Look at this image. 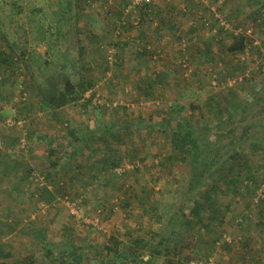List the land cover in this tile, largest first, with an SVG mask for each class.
I'll return each mask as SVG.
<instances>
[{
  "label": "rangeland",
  "instance_id": "374dc122",
  "mask_svg": "<svg viewBox=\"0 0 264 264\" xmlns=\"http://www.w3.org/2000/svg\"><path fill=\"white\" fill-rule=\"evenodd\" d=\"M135 1L0 0V120L21 119L29 137L43 135L53 118L52 101L69 92V102L75 100L87 119L94 118L93 108L120 112L112 123H104L111 115L103 118L99 134L97 123H88L89 135H129L121 163L96 170L93 159L87 169L78 168L85 184L79 194L68 193L82 203L81 216L71 214V205L60 196L71 216L67 223L75 225V241L71 232L60 241L53 234L51 242L44 241L46 235L37 242L30 237L38 249L34 261L105 264L106 257L120 261L119 255L138 250L141 264H188L198 255L212 256L216 244L218 264H264V0ZM141 2L155 9L149 22L144 28H124L122 17L137 21ZM220 13L226 14L228 28L220 26ZM158 22L176 36L171 50L138 35L139 28L146 33ZM242 36L247 37L245 50L230 52L229 45ZM110 45L118 53L112 65L106 56ZM150 46L154 53H146L143 61L140 53ZM131 54H137L139 65L137 60L125 63ZM185 58L190 69L182 65ZM124 69L129 77H117ZM90 71L101 76L88 79ZM107 71L120 83L130 82L127 101L134 107L110 101L103 81ZM95 91L103 103L92 101ZM122 113L138 117L137 124H128ZM60 119L56 127L68 129L67 120ZM4 131L19 135L22 128H2L1 137ZM174 133L185 136L191 151H174ZM135 135H145L142 147L135 145ZM110 143L114 146L115 138ZM39 194L35 198L42 202ZM45 203L40 210L50 206ZM195 215L202 221L194 223ZM3 219L2 230L15 221ZM203 223H211L210 228ZM228 240L233 245L225 244ZM224 255L231 263L222 260Z\"/></svg>",
  "mask_w": 264,
  "mask_h": 264
},
{
  "label": "crops",
  "instance_id": "0c3cea01",
  "mask_svg": "<svg viewBox=\"0 0 264 264\" xmlns=\"http://www.w3.org/2000/svg\"><path fill=\"white\" fill-rule=\"evenodd\" d=\"M148 25L146 27H148ZM156 25L158 26L157 29H147L146 33L139 28L138 35L146 39L147 42L149 41L148 43L151 42L154 45H164L166 49L171 50V47L177 43L174 40L176 36L170 34L165 28H161L164 27L162 23L160 24V22H158L155 26ZM180 25L181 27L185 26L183 23H180ZM187 30L188 29L185 31ZM172 36L173 38H171ZM138 53H140V51ZM175 54L177 53H173V55ZM125 58V63L127 65H133L132 63L136 62V60V64L139 65L137 54L127 55ZM141 59L144 61V56H142ZM152 66L153 65L150 64L153 70L155 67ZM107 72V75L104 73L103 81L104 89H108L110 92L107 91L105 93L106 95L110 94V101H114L113 103H124L134 107L135 104L127 101L129 96L126 94V90L130 82L124 84L125 81H122L120 83L118 80L119 78H117L118 76L128 78V69H124L121 73L118 71L116 73L117 77L115 76L114 78H111V71ZM146 72H148V70ZM98 75L100 74L94 71L91 73L90 71L87 77L90 79ZM138 87L139 86L136 85V87L133 88L135 96H138V93H136V91L138 92ZM96 88H99V84L96 85ZM90 90H92V88L88 89L84 94L88 95ZM113 90H117L120 94H113ZM78 104L82 105L79 102ZM108 104H111V102ZM77 108L78 105L75 100L68 101L61 106L51 105L48 112L55 119H49L45 123L47 124L45 125V129L43 128L41 130L43 135L30 137V147L26 151L20 152L18 150V135H9L10 133H8V131L12 132L10 130L4 131L2 135L6 143V149L0 152V219H2V222L3 220L6 221L3 218L8 219L7 222L15 220L12 222V225H9L8 228L4 230L1 228L3 227L2 223L0 224V240L2 238L0 245L5 242L3 243L5 246L3 245L0 250L2 253L5 251L3 256L6 260V264H38L34 261V253L38 249H36V244L32 242L30 237H34L37 242L40 237L39 235H46L44 241L51 242V236L56 235V237L53 236L55 241H60L61 238H65L64 234L67 235L71 232L72 237L70 238L75 241V225L67 223L71 220V216L67 212V208L60 196L63 197V194L66 192H70L73 196L80 193H77V190L82 188V185L85 184L82 172L78 169L79 167L81 168L82 165L83 169H87L91 164L90 162L94 159L93 169L106 170L112 166V162L116 161L117 163L120 161L121 163V157L126 155V141L129 135H89L87 131V124L89 123V126H93L96 122L98 129L95 130V133L99 134V129L104 126L101 125L103 118L106 116L110 118L109 115H111V120H105L104 123H112L113 119H116V117L120 115V112L111 114L109 111L106 112V110L101 111L102 109L100 110V108H93L90 117L94 118L87 119L86 116L78 113ZM122 115L125 116V120L128 124H137L138 117H133L131 119V116L129 117L127 114L124 115V113H122ZM59 117L62 120H67V125L70 126L68 129L60 130L56 127ZM83 126H85L84 128L86 129L82 128ZM143 130L144 129H141L142 132ZM67 131L70 132L69 135H61ZM84 133L86 135H79ZM140 134L143 135L142 133ZM141 135H135L136 146L142 147L144 145L145 135ZM114 138L116 143L111 147L110 142ZM75 142L78 148H76V151ZM131 146L132 145H130V147ZM130 147L128 146L127 149H130ZM134 150L135 153H141L138 147ZM33 168L38 169L49 178V180H47L48 183L43 187L36 185L31 178L30 174ZM84 178L86 179L85 176ZM37 190H40L42 193V202L34 196ZM45 201L50 206L43 207L40 210L39 206H45ZM46 208H48L47 211L44 210ZM31 220H33V222H29ZM106 221L108 223V220ZM107 223H105V225ZM21 224H23L24 229L22 228L20 230L19 227ZM64 226L70 229L63 230L62 228ZM17 228L19 230H17ZM35 228L36 230H34ZM53 231L56 234L51 233ZM15 238H17V240ZM13 239H15V241H13ZM51 247V250L57 251L55 246ZM71 248L73 250L72 252H75V247L72 246ZM214 248H216V250L212 256L216 258L218 255L216 244ZM11 249L12 251H10ZM230 251L234 252L232 249ZM222 260L226 263H231L228 255L222 256ZM47 263H49V261L43 264Z\"/></svg>",
  "mask_w": 264,
  "mask_h": 264
},
{
  "label": "built area",
  "instance_id": "2783aa9c",
  "mask_svg": "<svg viewBox=\"0 0 264 264\" xmlns=\"http://www.w3.org/2000/svg\"><path fill=\"white\" fill-rule=\"evenodd\" d=\"M144 1L146 2V0H144ZM147 1H150V0H147ZM135 3L140 4L139 0L135 1ZM215 12L217 15V11H215ZM222 15L223 14H221L220 17ZM217 19L219 21L220 26H223L225 28L229 27L230 23L228 22L226 14L223 15L222 18H220V19L217 17ZM135 24H139V23L135 22ZM216 29H217V27H216ZM106 56H107V62L110 64H113L117 60V47H116V45H110L107 47ZM188 64L189 63L185 59H183L182 65H184L185 68H187V66H188V68L190 69V66ZM91 92H92V90H91ZM89 96L91 97L92 93H90ZM25 98H26V95L24 94L23 99H25ZM91 99L94 103H97V104L104 102L103 99L100 97L99 92H96V94L94 93ZM67 124H68L67 122L63 123V125H65V126H67ZM15 125H19V127L22 128V132H20V134L18 135L19 136L18 137V144H17L18 150L20 152L26 151L30 147V137L28 135L27 129H25V127H22L24 125L23 121L21 119H16L13 117H7L3 120H0V130L2 128H10V127H13ZM5 149H6V145L4 143L3 138L0 135V152L4 151ZM30 175H31V178L33 179L34 183H36V185H38L39 187H43L44 185H46L48 183L47 182V180H48L47 176L45 174H43L42 172H40L36 168H33L31 170ZM39 193L40 192L37 190L34 193V196L38 197L40 195ZM63 197H64V201H66L67 203H69L71 205V211H72L71 214H73L75 217H80L81 213H82L81 210L83 208L82 203L79 200H75V198L71 197L70 195H64ZM99 210L101 212L102 208H99ZM96 217H97L96 220L98 221L99 217L98 216H96ZM92 222H93V219H92ZM4 263H5V260L0 255V264H4ZM188 264H218V263L213 258V256H209L207 258L197 256V257L191 258L189 260Z\"/></svg>",
  "mask_w": 264,
  "mask_h": 264
},
{
  "label": "trees",
  "instance_id": "16d2710c",
  "mask_svg": "<svg viewBox=\"0 0 264 264\" xmlns=\"http://www.w3.org/2000/svg\"><path fill=\"white\" fill-rule=\"evenodd\" d=\"M154 7L151 5V4H149V3H142V7L139 9V14H136V16L138 17V20L137 21H135V22H137V23H139V24H135V22H133L132 20H129V19H127V21H125L124 19H123V17H122V22H123V26H124V28H129V27H144V24L146 23V22H149V19H148V15L149 14H152V12H155V9H153ZM262 9V8H261ZM261 9H259L258 11H260ZM123 12V11H122ZM164 21H166V18H165V20ZM190 29H194V27H190L189 28V31L191 32V33H194V31H191ZM180 35V34H179ZM119 37V36H118ZM238 40H236V41H234L232 44H230L229 45V50H230V52H238V51H244L245 50V48H246V45H247V37H244V36H242V37H240V38H237ZM152 45H154V44H151V46ZM151 46L150 47H148V48H144L141 52H143V53H140L142 56H144L146 53H148V54H152V53H154V49H151ZM156 49V48H155ZM166 50V49H165ZM145 53V54H144ZM144 54V55H143ZM117 56H118V53H117ZM149 58H150V56H148ZM153 57H154V54H153ZM186 59V58H185ZM187 60V59H186ZM117 61V60H116ZM115 61V62H116ZM112 65V64H111ZM68 84V83H67ZM71 87V85H69L68 86V88H70ZM141 88H142V86H141ZM69 92H64L63 93V95H62V98L61 99H55V100H53L52 101V105H55V106H61V105H63V104H65V103H67L68 101H69V94H68ZM185 136H182L181 134H179V133H174V136H173V149H174V151L175 152H179V153H185V152H189V151H191V148L190 147H187V143H188V141H187V139L186 138H184ZM64 195H69V193L68 192H66V193H64L63 194V196ZM195 210H196V208H195ZM199 212V208H197V210L195 211V212ZM222 217H224V215L222 214L221 215ZM197 217H198V219H197ZM196 217V215L194 216V223H196V222H201L202 221V217H201V215H198ZM212 217H214V216H212ZM249 216H246V219L248 218ZM210 221H213V219H211ZM203 224H205V223H203ZM210 225H211V223H206L204 226L206 227V228H210ZM221 236V237H220ZM219 237H218V239H216V243L218 242V241H220L221 240V238H222V235H220ZM231 241H227L225 244H230V245H233V244H231L230 243ZM122 243V242H121ZM244 246H247V244H244ZM129 247H131V246H129ZM133 248V247H132ZM111 250V248H109V250H108V252ZM215 251V248L213 247V250L211 251V253H213ZM0 252H1V250H0ZM111 252V251H110ZM167 252V251H166ZM118 253V252H117ZM119 254V253H118ZM1 255V254H0ZM120 257H122V259L120 260V261H117V257L116 256H113V257H111V258H108V257H106V259H107V263H105V264H119V263H123V261L124 260H131V261H133V264H141L142 262H143V256H142V254H141V252L140 251H138V250H133V251H129V252H127V253H125L124 255H119ZM210 256V255H209ZM209 256H206V258L207 257H209ZM197 257V256H196ZM198 257H201L200 255H198ZM63 262H64V264H76V262L74 263V262H71V261H67V260H63ZM5 264V263H4ZM101 264H104L103 262L101 263Z\"/></svg>",
  "mask_w": 264,
  "mask_h": 264
},
{
  "label": "bare ground",
  "instance_id": "6f19581e",
  "mask_svg": "<svg viewBox=\"0 0 264 264\" xmlns=\"http://www.w3.org/2000/svg\"><path fill=\"white\" fill-rule=\"evenodd\" d=\"M139 2H140V0H139Z\"/></svg>",
  "mask_w": 264,
  "mask_h": 264
}]
</instances>
